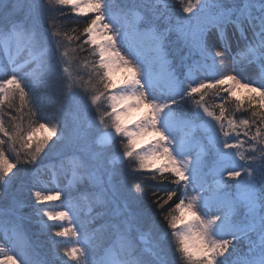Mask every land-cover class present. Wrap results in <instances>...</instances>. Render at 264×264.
<instances>
[{
	"label": "snow or ice",
	"instance_id": "snow-or-ice-1",
	"mask_svg": "<svg viewBox=\"0 0 264 264\" xmlns=\"http://www.w3.org/2000/svg\"><path fill=\"white\" fill-rule=\"evenodd\" d=\"M0 264H264V0H0Z\"/></svg>",
	"mask_w": 264,
	"mask_h": 264
},
{
	"label": "trees",
	"instance_id": "trees-1",
	"mask_svg": "<svg viewBox=\"0 0 264 264\" xmlns=\"http://www.w3.org/2000/svg\"><path fill=\"white\" fill-rule=\"evenodd\" d=\"M72 25H71V23L69 24V27H71ZM54 97H49V98H46V100H45V103L48 105V107H47V111L49 112V113H52V112H54L55 111V107H54ZM212 101L210 100V103H211ZM239 115V114H238ZM101 128L102 129H105V127L104 126H101ZM33 231H34V229H33Z\"/></svg>",
	"mask_w": 264,
	"mask_h": 264
},
{
	"label": "rangeland",
	"instance_id": "rangeland-1",
	"mask_svg": "<svg viewBox=\"0 0 264 264\" xmlns=\"http://www.w3.org/2000/svg\"><path fill=\"white\" fill-rule=\"evenodd\" d=\"M119 77L117 76V79H118ZM101 131H103V129L101 128ZM105 131V130H104ZM45 178V177H44Z\"/></svg>",
	"mask_w": 264,
	"mask_h": 264
},
{
	"label": "bare ground",
	"instance_id": "bare-ground-1",
	"mask_svg": "<svg viewBox=\"0 0 264 264\" xmlns=\"http://www.w3.org/2000/svg\"><path fill=\"white\" fill-rule=\"evenodd\" d=\"M46 178V177H45Z\"/></svg>",
	"mask_w": 264,
	"mask_h": 264
}]
</instances>
